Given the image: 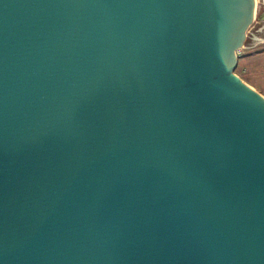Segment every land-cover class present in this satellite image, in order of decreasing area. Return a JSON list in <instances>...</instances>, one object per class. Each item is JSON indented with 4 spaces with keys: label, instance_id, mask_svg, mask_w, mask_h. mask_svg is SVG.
I'll list each match as a JSON object with an SVG mask.
<instances>
[{
    "label": "water",
    "instance_id": "water-1",
    "mask_svg": "<svg viewBox=\"0 0 264 264\" xmlns=\"http://www.w3.org/2000/svg\"><path fill=\"white\" fill-rule=\"evenodd\" d=\"M257 2L0 0V264H264Z\"/></svg>",
    "mask_w": 264,
    "mask_h": 264
},
{
    "label": "rangeland",
    "instance_id": "rangeland-1",
    "mask_svg": "<svg viewBox=\"0 0 264 264\" xmlns=\"http://www.w3.org/2000/svg\"><path fill=\"white\" fill-rule=\"evenodd\" d=\"M234 73L264 97V10L256 7L255 18L247 31L242 48L237 51Z\"/></svg>",
    "mask_w": 264,
    "mask_h": 264
},
{
    "label": "built area",
    "instance_id": "built-area-1",
    "mask_svg": "<svg viewBox=\"0 0 264 264\" xmlns=\"http://www.w3.org/2000/svg\"><path fill=\"white\" fill-rule=\"evenodd\" d=\"M257 7L264 8V0H258Z\"/></svg>",
    "mask_w": 264,
    "mask_h": 264
}]
</instances>
